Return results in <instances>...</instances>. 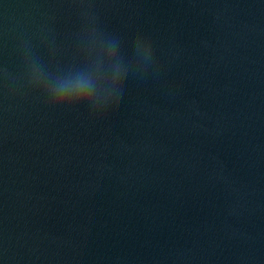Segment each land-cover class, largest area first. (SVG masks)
I'll return each instance as SVG.
<instances>
[{"label":"water","instance_id":"water-1","mask_svg":"<svg viewBox=\"0 0 264 264\" xmlns=\"http://www.w3.org/2000/svg\"><path fill=\"white\" fill-rule=\"evenodd\" d=\"M0 264H264V0H0Z\"/></svg>","mask_w":264,"mask_h":264},{"label":"clouds","instance_id":"clouds-1","mask_svg":"<svg viewBox=\"0 0 264 264\" xmlns=\"http://www.w3.org/2000/svg\"><path fill=\"white\" fill-rule=\"evenodd\" d=\"M94 83L85 75L62 82L54 90L53 98L57 104L65 102L80 103L89 98L94 91Z\"/></svg>","mask_w":264,"mask_h":264}]
</instances>
